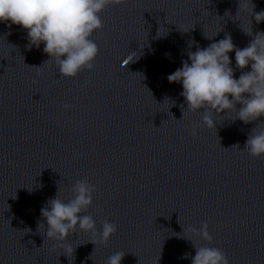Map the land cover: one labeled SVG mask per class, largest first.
Segmentation results:
<instances>
[{
    "label": "clouds",
    "instance_id": "obj_1",
    "mask_svg": "<svg viewBox=\"0 0 264 264\" xmlns=\"http://www.w3.org/2000/svg\"><path fill=\"white\" fill-rule=\"evenodd\" d=\"M126 2L127 0H0V22L6 23L9 28L13 24L22 27L27 32V47L39 48L43 44V52L50 59L42 65L54 64L62 77L75 78L80 72H91L95 68L94 61L100 49L92 36L103 29L100 14L110 5ZM242 7L246 5L240 2L239 10ZM254 7L252 4V14ZM254 19L256 23L264 21V11L255 13ZM249 23L251 30H243L245 34L252 36L251 19ZM233 50L236 68L243 70L251 66V71H241L238 79L234 78V69L230 67L229 53ZM187 55L188 60L182 62V67L167 76L170 83H182L183 91L180 95L187 104L186 109L181 105L183 118L187 112L203 110L201 127L209 129H216L217 123L213 116H221V113H235L232 120L239 119L245 124L259 121L251 129L243 151L255 158L264 156V121L259 120L264 117V32L257 31L243 49L236 47L231 35L226 34L218 42L211 43L206 48L197 47L195 52L189 51ZM131 61L130 54L122 67ZM30 67L37 68V75L40 74L41 66ZM87 83L85 81V86ZM63 107L67 110L71 105L64 104ZM190 134L197 136V126L191 128ZM233 147L239 148V145ZM97 191L96 186L88 180H77L71 186V195L67 199H61L58 192L54 198H50L41 209V215L47 222V239L61 242V246H64L70 235L79 230L90 233V242L96 247L107 246L110 237L117 232L115 222L105 218L102 228L98 229L93 216L85 214L92 206L93 194ZM41 227H45L43 222L38 224L39 232ZM208 229L207 222H203L199 229L191 225L184 228L183 232H189L207 242L203 246H196L191 237L186 238L195 247L192 264H229L223 250L209 246L213 237ZM66 253H74L70 243L66 247ZM190 255L185 253L181 259H188ZM124 256L123 251L114 252L107 257L105 264H121ZM90 259L93 260L92 255ZM69 260L71 264L72 260Z\"/></svg>",
    "mask_w": 264,
    "mask_h": 264
}]
</instances>
